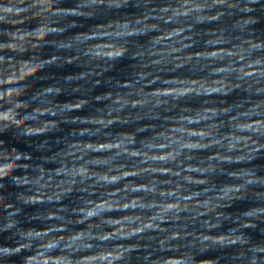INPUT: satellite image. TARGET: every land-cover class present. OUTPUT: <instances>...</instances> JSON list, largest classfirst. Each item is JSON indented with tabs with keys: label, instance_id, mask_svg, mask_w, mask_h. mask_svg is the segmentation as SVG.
Here are the masks:
<instances>
[{
	"label": "clouds",
	"instance_id": "clouds-1",
	"mask_svg": "<svg viewBox=\"0 0 264 264\" xmlns=\"http://www.w3.org/2000/svg\"><path fill=\"white\" fill-rule=\"evenodd\" d=\"M0 264H264V0H0Z\"/></svg>",
	"mask_w": 264,
	"mask_h": 264
}]
</instances>
